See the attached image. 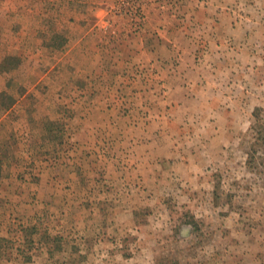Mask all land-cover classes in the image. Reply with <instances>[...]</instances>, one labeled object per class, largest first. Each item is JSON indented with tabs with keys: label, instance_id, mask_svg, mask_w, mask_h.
Returning a JSON list of instances; mask_svg holds the SVG:
<instances>
[{
	"label": "rangeland",
	"instance_id": "rangeland-1",
	"mask_svg": "<svg viewBox=\"0 0 264 264\" xmlns=\"http://www.w3.org/2000/svg\"><path fill=\"white\" fill-rule=\"evenodd\" d=\"M192 1L194 51L224 60L180 108L170 70L63 56L59 13L91 5L0 0V264H264V0Z\"/></svg>",
	"mask_w": 264,
	"mask_h": 264
},
{
	"label": "crops",
	"instance_id": "crops-1",
	"mask_svg": "<svg viewBox=\"0 0 264 264\" xmlns=\"http://www.w3.org/2000/svg\"><path fill=\"white\" fill-rule=\"evenodd\" d=\"M75 1L79 2L78 8L83 9L82 7L89 4L94 12L93 16H89L82 10L75 8L74 13L71 14L59 13L61 21L69 22L71 27L74 26V32L69 35V38L75 37L76 42L68 51L64 52L63 56L67 60L72 56L71 50L73 51V57L75 54L81 57L84 49H86L94 56L105 55L106 53L109 55L105 61L99 59L96 61L93 67L96 70L104 68L119 70L121 68L120 70L128 72L141 67L159 71L161 74L163 71L170 70L174 72V76L169 77V80L162 84L167 90L162 92V96L158 97L159 100L166 103L168 101L176 103V107L180 108L186 103L203 102L205 100V96L210 89L207 86L211 84L208 82V69H219L222 66L219 64H222L224 59L223 55L216 51L220 50L217 47L214 52H210V56L214 58H210V60L215 62L207 65L205 60L209 50L194 51L196 48H204L205 43L200 45L193 37L189 36H195L191 33V28L186 29L188 25L185 26V23L189 20L193 21L192 14L194 16V12L189 11L190 7L193 4L200 7L203 1L195 3L192 0H176L175 2L170 0L169 2L174 6V10L169 14H162L160 9L155 8L160 7L162 2L148 6L146 19L137 30H131L132 25L127 19L109 14L108 9L115 0ZM205 4L207 5L205 10L210 11L212 3L206 1ZM176 9L179 10L176 11ZM105 13H107L106 17L102 19L101 16H104ZM90 22H94V25L98 28L95 29L94 25L91 27V31L94 29L95 35L91 36L90 41L94 38V42L88 46V49L84 47V41L89 35L86 26ZM100 28H107L109 31L114 32L115 35L112 36L110 44L102 41L101 34L98 32ZM75 62H77V59H75ZM212 78L215 77L212 76ZM177 103L179 106H177ZM160 118L166 119V123H168L167 120L170 121L168 119L169 114L168 116L163 114ZM162 129L163 133L164 128ZM168 130L170 131V129Z\"/></svg>",
	"mask_w": 264,
	"mask_h": 264
},
{
	"label": "built area",
	"instance_id": "built-area-1",
	"mask_svg": "<svg viewBox=\"0 0 264 264\" xmlns=\"http://www.w3.org/2000/svg\"><path fill=\"white\" fill-rule=\"evenodd\" d=\"M159 2L160 0H115L109 12L127 19L132 25L131 30H137L146 19L147 7ZM159 8L163 10L164 5L161 3Z\"/></svg>",
	"mask_w": 264,
	"mask_h": 264
}]
</instances>
